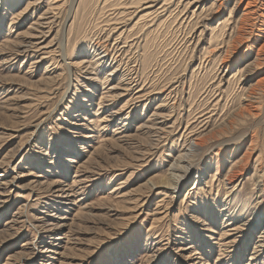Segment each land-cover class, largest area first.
<instances>
[{
  "label": "rangeland",
  "instance_id": "1",
  "mask_svg": "<svg viewBox=\"0 0 264 264\" xmlns=\"http://www.w3.org/2000/svg\"><path fill=\"white\" fill-rule=\"evenodd\" d=\"M173 2L0 0V264H264V21Z\"/></svg>",
  "mask_w": 264,
  "mask_h": 264
},
{
  "label": "bare ground",
  "instance_id": "2",
  "mask_svg": "<svg viewBox=\"0 0 264 264\" xmlns=\"http://www.w3.org/2000/svg\"><path fill=\"white\" fill-rule=\"evenodd\" d=\"M175 1H179V5L180 4H182V2L183 1H185V0H175ZM262 1V0H261ZM154 3V2H153ZM171 3H174L173 2V0H171ZM146 4H151V2H147ZM261 5H258L257 4V0H246V4H245V8L243 9V12H242V17H243V20L244 21H248V20H250L252 17L251 16H257V18H261V19H263L262 20V22L264 21V2H262V3H260ZM154 6V5H153ZM153 6H149V7H147L145 10H147V9H151ZM189 7V6H188ZM144 9V8H143ZM236 10H238V5L235 7V11ZM230 17H232L231 15H230ZM229 24V23H228ZM251 25H253V24H251ZM261 24H259V25H257V27H256V25H255V27H256V29L260 26ZM232 27V26H231ZM230 27V30H231V32L233 31V28H231ZM254 28V27H253ZM243 31H245V29L243 30ZM243 31H241V28H240V31H239V37L235 40V42H234V44L232 45V48H231V50H232V53H233V47H235L237 44H243L244 43V41H247V39L248 38H246V34H247V32H243ZM254 31H255V29H253V31H252V33H251V35L250 36H252L253 34H254ZM230 32V33H231ZM229 36H230V34H229ZM231 38V37H230ZM233 39V37L231 38V40ZM104 58V57H103ZM102 59V58H101ZM106 58H104V60H105ZM227 60V59H226ZM229 61V60H228ZM227 61V62H228ZM264 63V43L260 46V48H258V50H257V57H256V59L254 60V61H252L251 63H248L247 64V66H246V68L248 69V68H251V67H260L262 64ZM227 70V69H226ZM259 83V82H258ZM260 84V83H259ZM254 89H253V91L251 92V93H249L248 94V96L245 98V107H244V111H242V112H244V113H246V114H248V115H254V110H253V107L254 106H252V99H253V97H252V95L254 96ZM239 115H242V114H239ZM236 116V115H235ZM201 143V142H200ZM192 144V146L193 147H199V146H201V144H199L197 141L195 142H192L191 143ZM195 151V150H194ZM247 159H248V157L246 158V164L248 163V161H247ZM175 174V173H174ZM179 175H180V173H179ZM230 177V176H229ZM231 179L232 178H228V181H231ZM179 185L180 184H178V187H176L175 188V190L176 189H178L179 188ZM53 187V186H52ZM65 192L66 190L65 189H57L56 190V192ZM72 196V194H66L64 197L65 198H67V197H71ZM263 235L261 236V238H264V232L262 233ZM264 242V240H262L261 241V243H263ZM263 245H259L258 247H262Z\"/></svg>",
  "mask_w": 264,
  "mask_h": 264
}]
</instances>
